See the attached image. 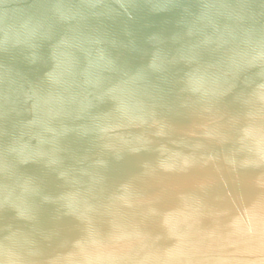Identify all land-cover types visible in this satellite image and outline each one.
Segmentation results:
<instances>
[{
    "label": "water",
    "instance_id": "95a60500",
    "mask_svg": "<svg viewBox=\"0 0 264 264\" xmlns=\"http://www.w3.org/2000/svg\"><path fill=\"white\" fill-rule=\"evenodd\" d=\"M0 264H264V0H0Z\"/></svg>",
    "mask_w": 264,
    "mask_h": 264
}]
</instances>
